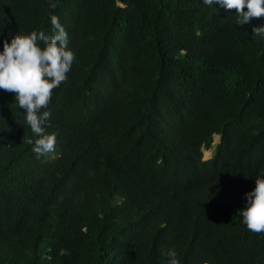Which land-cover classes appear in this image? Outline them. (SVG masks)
Here are the masks:
<instances>
[{"label": "trees", "instance_id": "trees-1", "mask_svg": "<svg viewBox=\"0 0 264 264\" xmlns=\"http://www.w3.org/2000/svg\"><path fill=\"white\" fill-rule=\"evenodd\" d=\"M55 3L56 7H50ZM68 33L37 157L0 90V264H264L237 210L264 169V16L201 0H0V41ZM211 157L203 150L213 145Z\"/></svg>", "mask_w": 264, "mask_h": 264}, {"label": "clouds", "instance_id": "clouds-1", "mask_svg": "<svg viewBox=\"0 0 264 264\" xmlns=\"http://www.w3.org/2000/svg\"><path fill=\"white\" fill-rule=\"evenodd\" d=\"M201 2L211 7L217 4L224 9H235V24L238 25L248 23L253 17L264 16V0ZM50 7L55 8L56 4L51 3ZM48 19L50 33L32 30L0 41V90L14 93L17 107L23 109L33 134L26 143L32 146L37 157L55 150L57 134L46 129L51 115L47 106L52 90L67 79L76 58L74 51L67 47L68 33L59 18L50 14ZM252 31L264 37V25L253 27ZM244 197L245 206L237 210V215L248 230L264 232V169L260 170L254 179V187L245 192ZM166 255L167 264H179L174 248H169Z\"/></svg>", "mask_w": 264, "mask_h": 264}, {"label": "rangeland", "instance_id": "rangeland-1", "mask_svg": "<svg viewBox=\"0 0 264 264\" xmlns=\"http://www.w3.org/2000/svg\"><path fill=\"white\" fill-rule=\"evenodd\" d=\"M218 141H219V135L215 134L213 136V145L211 146V148H209L207 150H203V158L204 159H207L212 155V153L214 151V147H215L216 143H218Z\"/></svg>", "mask_w": 264, "mask_h": 264}]
</instances>
